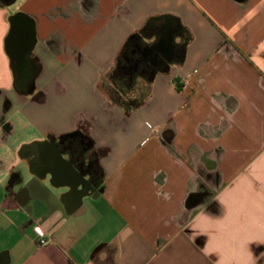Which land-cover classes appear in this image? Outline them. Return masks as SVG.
I'll return each mask as SVG.
<instances>
[{
    "label": "crops",
    "instance_id": "1",
    "mask_svg": "<svg viewBox=\"0 0 264 264\" xmlns=\"http://www.w3.org/2000/svg\"><path fill=\"white\" fill-rule=\"evenodd\" d=\"M130 38L187 45L128 111ZM0 264H264V0H0Z\"/></svg>",
    "mask_w": 264,
    "mask_h": 264
},
{
    "label": "trees",
    "instance_id": "2",
    "mask_svg": "<svg viewBox=\"0 0 264 264\" xmlns=\"http://www.w3.org/2000/svg\"><path fill=\"white\" fill-rule=\"evenodd\" d=\"M161 34L160 38L164 40H169L172 36L176 34H182V29H179L176 25H163L161 26ZM154 43H147L142 40H137L135 38H130L124 45V48L121 52V55L117 61L116 70L123 74L125 77V82H130L134 75L141 74L142 76L148 79L149 85L153 78V76L165 68L169 64V59L165 61V63H153V61L146 56L147 51L151 49L152 46L158 44V41ZM173 52L174 54L171 56L173 61L180 62L183 58V53L185 51L187 42L184 40L182 42H173ZM102 87V86H100ZM102 89V88H101ZM149 92L139 101L133 100H119L116 99L115 95L113 96V101L125 107L126 110L131 111L132 109L137 108L141 104H143L148 98ZM97 163V161H96ZM97 168L95 169V179L98 180L100 176V168L97 163Z\"/></svg>",
    "mask_w": 264,
    "mask_h": 264
},
{
    "label": "rangeland",
    "instance_id": "3",
    "mask_svg": "<svg viewBox=\"0 0 264 264\" xmlns=\"http://www.w3.org/2000/svg\"><path fill=\"white\" fill-rule=\"evenodd\" d=\"M117 64L103 77L101 83L102 91L113 101V96L119 100H133L139 101L149 92L148 79L141 74L134 75L133 79L128 83L125 82L123 74L116 70ZM115 102V101H114ZM90 161L84 160V165L88 168H92V172L97 168L96 159L91 155ZM95 160V162H94Z\"/></svg>",
    "mask_w": 264,
    "mask_h": 264
},
{
    "label": "flooded vegetation",
    "instance_id": "4",
    "mask_svg": "<svg viewBox=\"0 0 264 264\" xmlns=\"http://www.w3.org/2000/svg\"><path fill=\"white\" fill-rule=\"evenodd\" d=\"M171 50L172 53L169 54L164 44L158 43L157 45L152 46L151 49L147 51L146 56L150 58L153 63H165V61L174 54L173 48H171ZM89 145V142L85 141L84 138H82V136H80L79 134H73L70 137H66L62 145L63 150H69L77 156L78 165L82 172L92 170V168H87L83 163L85 159L84 154L88 152L87 147Z\"/></svg>",
    "mask_w": 264,
    "mask_h": 264
},
{
    "label": "built area",
    "instance_id": "5",
    "mask_svg": "<svg viewBox=\"0 0 264 264\" xmlns=\"http://www.w3.org/2000/svg\"><path fill=\"white\" fill-rule=\"evenodd\" d=\"M35 230H36V232H37V234H38V236H39V243H40V244H44V243H46V242H47V239H46V237H45V233H44V231L41 229V227L37 226V227L35 228Z\"/></svg>",
    "mask_w": 264,
    "mask_h": 264
}]
</instances>
